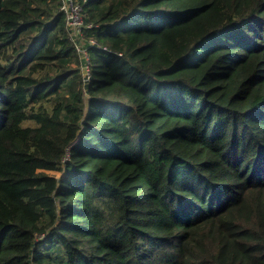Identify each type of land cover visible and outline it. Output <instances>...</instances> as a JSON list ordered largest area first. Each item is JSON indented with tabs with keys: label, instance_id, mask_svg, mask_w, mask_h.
<instances>
[{
	"label": "trees",
	"instance_id": "16d2710c",
	"mask_svg": "<svg viewBox=\"0 0 264 264\" xmlns=\"http://www.w3.org/2000/svg\"><path fill=\"white\" fill-rule=\"evenodd\" d=\"M0 0V264H264V0Z\"/></svg>",
	"mask_w": 264,
	"mask_h": 264
},
{
	"label": "built area",
	"instance_id": "2783aa9c",
	"mask_svg": "<svg viewBox=\"0 0 264 264\" xmlns=\"http://www.w3.org/2000/svg\"><path fill=\"white\" fill-rule=\"evenodd\" d=\"M59 9L64 15V28L67 38L77 55V68L83 83L90 77V60L88 47H99L92 38L85 37V31L94 28L83 19V7L77 0H59Z\"/></svg>",
	"mask_w": 264,
	"mask_h": 264
}]
</instances>
